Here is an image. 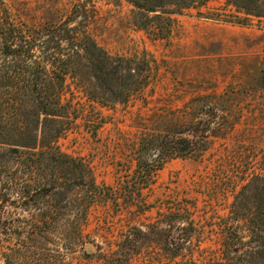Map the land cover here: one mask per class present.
<instances>
[{"label": "rangeland", "instance_id": "obj_1", "mask_svg": "<svg viewBox=\"0 0 264 264\" xmlns=\"http://www.w3.org/2000/svg\"><path fill=\"white\" fill-rule=\"evenodd\" d=\"M170 1L169 11L192 6L151 13L171 19L162 36L161 19L135 25L129 0H0V85L8 84L0 88V153L31 143L37 117L25 108L40 100L14 98L6 44L33 53L54 79L53 55L67 53L58 94L64 131L54 144L83 161L99 187L92 199L70 194L66 218L45 228L56 200L23 205L0 171V264H264L255 253L264 245L252 240L254 199L236 206L252 195L240 191L264 176V14L248 12L246 0ZM88 38L112 57L149 62L143 83L131 67L141 84L126 103H103ZM157 138L186 139L194 153L166 158ZM83 198L91 200L84 216L75 205Z\"/></svg>", "mask_w": 264, "mask_h": 264}, {"label": "trees", "instance_id": "obj_2", "mask_svg": "<svg viewBox=\"0 0 264 264\" xmlns=\"http://www.w3.org/2000/svg\"><path fill=\"white\" fill-rule=\"evenodd\" d=\"M129 1L138 10L137 15L139 18L135 20V25L148 28L156 19H161L163 22L157 34L162 36H166L169 33L172 25L171 19L162 15L152 17L150 14L157 13L158 11L161 14H171L192 6L191 3H186V5L180 6L178 10L169 11L167 6L171 4L172 1L170 0ZM236 1L238 2V0ZM259 2L260 0H246L245 3L242 2V5L248 12L259 11L260 14H264V11L260 9ZM81 41L82 39L78 45H82ZM83 44L85 47L89 46L88 51L93 58V68L96 72L98 84L103 89V94H105L103 103L112 101L126 103L132 91L135 90L133 86H140L141 84L139 82L135 84L132 78L140 73L139 76L142 77V83L146 81L148 75L145 72L150 68L149 62L146 59L138 58L136 60L123 56L112 57L96 43H93L90 38ZM5 52L9 57L15 58L9 62V66L15 67V72L9 83V86L15 88L14 98L24 99V104L30 99V96L36 100L35 96H37L40 100L38 107H33L35 108L34 111L30 112L31 109L25 108L29 112L26 116L32 113L37 117L29 132L31 143L20 144L25 150L11 149L6 153H0L1 174H5L3 176H7V179L10 178V180L5 181L4 188L8 186L6 188L7 193H16L23 200V205L27 207L32 206L41 209L40 206L44 203V200L55 199L56 203L42 216V223L46 225L45 228H49L55 220L59 221L66 218L68 205L70 206V204H67L70 194L84 190L85 193H90V199H92L93 193H97V189L99 188L83 161L61 152L54 144L55 139L64 131L61 117L66 114L67 110V106L58 95L61 93L62 88L60 81L62 80L63 82L65 79L64 75L67 73L68 66L72 63V60L69 59L67 53L60 56L53 55V64L57 68V71L54 72L56 80L49 76L42 68H36L33 65L34 55L30 51L27 52L28 55H26V51H24L25 55H21L20 49L6 44ZM21 56L24 57L22 62H19L20 60L17 61L16 58H21ZM134 64L139 68L138 74L131 72V67ZM25 73L26 75H24ZM3 81H5L4 77L0 76V83ZM7 86L8 84L4 83V85H0V88H6ZM42 116H44V125H42L39 135V124ZM38 140H40V145L46 149H38ZM157 141L162 148L167 147L166 149L163 148L162 152V155L167 156L166 158L172 155L177 157L187 156L194 153L193 150H195V144L186 139L168 141L157 138ZM205 148L206 145L203 143L202 149ZM5 157H7L6 160ZM9 158L18 163L19 167L17 169H11L5 165L10 160ZM240 193L243 197L249 196L247 195L248 193L252 194L244 204L243 201H240L236 206L239 207V204L240 207L244 205L248 206L247 203H253L252 201L249 202L250 199H254V203L257 206L255 212L258 214L255 217L256 223L253 225L252 240L264 245V176L255 177ZM81 201L77 202L76 200L75 205H80V208H83L81 214L84 216L91 200L86 201L83 198ZM34 226L39 231L44 229L41 224L36 222ZM49 230L44 229V232H48ZM37 233L32 229L29 231V234L33 236ZM255 253L259 254L260 258L264 257L263 251L256 250Z\"/></svg>", "mask_w": 264, "mask_h": 264}, {"label": "water", "instance_id": "obj_3", "mask_svg": "<svg viewBox=\"0 0 264 264\" xmlns=\"http://www.w3.org/2000/svg\"><path fill=\"white\" fill-rule=\"evenodd\" d=\"M33 65H34L36 68H39V67H40V62H39V60L35 59V60L33 61Z\"/></svg>", "mask_w": 264, "mask_h": 264}]
</instances>
